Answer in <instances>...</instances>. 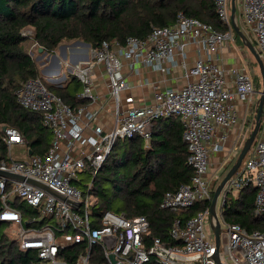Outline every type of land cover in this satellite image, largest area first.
I'll return each instance as SVG.
<instances>
[{
    "label": "built area",
    "instance_id": "obj_1",
    "mask_svg": "<svg viewBox=\"0 0 264 264\" xmlns=\"http://www.w3.org/2000/svg\"><path fill=\"white\" fill-rule=\"evenodd\" d=\"M229 5L230 0H214L216 16L229 26L227 33L178 13L172 25L152 27L145 39L129 37L124 46L103 42L98 49H89L87 60L74 65L70 74L82 85L79 97L89 101L99 98L92 90L97 69L106 77V103L112 118L109 129L94 124L97 113L85 107L74 111L47 89V84H54L50 80L56 72L28 80L16 91L18 103L39 113L41 125L51 132L49 148L43 154L28 155L25 137L13 128L2 129L8 154L7 160L0 159V171L25 180L0 178V222L16 228L14 237L21 250L35 252L42 264H147L150 260L156 264H215L214 236L204 231L209 207L185 221L174 219L170 237L181 245L168 246L153 239L147 248L146 218L128 219L110 211L92 216V197L84 195L77 183L85 172L94 177L117 141L137 137L147 144L155 121L180 117L188 151L186 163L193 175L189 183L165 193L160 208L178 215L197 203L210 202V193L218 181L216 171H209L210 156L223 151L230 128L244 126L254 95L247 70L225 71L212 58L232 36ZM236 12L264 65V0H241ZM22 35H33V29L22 31ZM183 41L199 46L206 57L199 56L187 67ZM175 53L181 60L179 66L186 84L180 89L155 90L151 103L134 105V99L126 95L122 60L131 69L133 63L141 62L167 73L177 64ZM237 104L243 108L242 118L235 112ZM13 146L25 148V159L12 158ZM224 163H230L228 158L217 167ZM26 180L44 185L54 194ZM248 184L256 189V212L264 215V106L254 143L222 190L221 207L226 192L238 191ZM14 199L22 201L30 212L25 223L21 213L11 207ZM218 218L220 262L264 264V229L247 232L238 225L225 224L219 215Z\"/></svg>",
    "mask_w": 264,
    "mask_h": 264
},
{
    "label": "trees",
    "instance_id": "obj_2",
    "mask_svg": "<svg viewBox=\"0 0 264 264\" xmlns=\"http://www.w3.org/2000/svg\"><path fill=\"white\" fill-rule=\"evenodd\" d=\"M178 13L220 33L229 32V26L216 16L214 0H0V159L7 160L8 154L4 127L25 137L32 154H43L51 142V132L41 125L39 113L23 108L15 94L26 81L41 79L39 68L25 48L27 41L31 39L49 54L65 41L83 42L93 50L103 42L124 46L129 37L145 39L152 27L172 25ZM26 29H33L32 37L22 35ZM47 89L74 111L88 103L79 97L82 85L74 78L61 86L47 84ZM256 108L255 102L246 123L248 130L252 129ZM172 118L153 123L147 144L137 137L117 141L94 177L85 172L77 183L84 195L92 197V216L110 211L128 219L146 218L147 248L153 239L168 246L181 245L170 237L174 219L185 221L209 207V202L197 203L178 215L160 208L164 194L189 183L193 175L186 163L183 127ZM255 195L252 184L226 192L220 211L222 221L247 232L262 231L264 215L256 212ZM11 207L21 213L25 223L30 216L25 204L14 199ZM8 226L0 222V264H42L35 252L21 250L17 241L8 238L4 232ZM147 264L156 263L150 260Z\"/></svg>",
    "mask_w": 264,
    "mask_h": 264
},
{
    "label": "crops",
    "instance_id": "obj_3",
    "mask_svg": "<svg viewBox=\"0 0 264 264\" xmlns=\"http://www.w3.org/2000/svg\"><path fill=\"white\" fill-rule=\"evenodd\" d=\"M240 2L241 0H236L235 4H239ZM229 13H230V5H229ZM235 17H236V23L237 22L239 23V24L237 23V25L239 26L240 30L245 34L246 27L241 21L237 19V12ZM183 42L185 43L184 46L185 59L183 61L185 62L187 67H191L194 61L199 56L206 57L205 51L199 48V46H196L194 44L185 41ZM71 45L74 47L76 46L84 47L85 50L83 51L79 48H77L76 50L72 49L71 51L74 54L68 56L69 54L66 50V46H63V48L61 50L59 49V51H61L60 57H61V61H64V64H62L61 61L59 60L60 62L59 68L56 66L55 61H53L52 59L51 60L48 59L50 55H48L47 53L42 54L41 58L45 56L44 61L40 65L42 67L41 71L43 75H48L51 72L59 73L61 69V65H64L65 70L69 73L68 80L73 78L70 74L71 67L79 62H83L87 60L88 51L90 47L86 48L85 46L77 45L74 43ZM50 54L56 55L53 53ZM66 57L68 58L67 60ZM212 58L225 71H228L231 68L247 70V67L243 64V60L239 56V53L236 52V50L233 49L230 45L228 46V44L226 43H224L221 46V49L218 52V54L216 56H213ZM174 59L176 60L177 64L174 67L170 68V71L167 73H160L158 71H155L151 67L141 62L133 63V69H131L129 63L127 61L122 60V64H123L122 73L128 85L126 95H130L134 99L133 102L134 105H144V104L147 105L151 103L152 94L155 90H163L168 88L180 89L186 84L187 80L184 72L180 69L179 62L181 60L177 53H175ZM70 64L71 66H69ZM97 72L98 75H96V77L93 80L92 90L94 94L98 95L99 98H97L96 101L88 100V103L85 106V108L87 111L97 113L96 120L94 121L95 125H100L105 129H109L112 127V118L109 110L110 105L106 103V97L108 95L106 77L103 75V73H101L100 69H97ZM68 80L64 76V79L60 81L59 84L58 82L56 84L57 86H61L64 85ZM235 112L238 118H242L243 108L239 104L236 105ZM250 114L251 111L250 113L247 114L246 122L242 128H240V126L238 125L230 128V130L228 131V139L224 144L223 151L220 153L211 154L210 170H209L210 173L217 171L221 168V167L220 168L217 167L218 163H220L221 161L223 162L225 159L229 158V156H231L232 154H235V156L238 155L241 149V144H243L245 140V134L247 132V129L245 130V128L247 127L246 123ZM14 147L19 148L21 146H14ZM12 158L15 159L14 157ZM23 159H25V156L23 157Z\"/></svg>",
    "mask_w": 264,
    "mask_h": 264
},
{
    "label": "water",
    "instance_id": "obj_4",
    "mask_svg": "<svg viewBox=\"0 0 264 264\" xmlns=\"http://www.w3.org/2000/svg\"><path fill=\"white\" fill-rule=\"evenodd\" d=\"M236 0H230V25L231 28L234 32V34L239 38L241 44L248 50V52L252 55L255 63L258 66L259 73H260V78H261V91L258 93L259 98L257 100V108L255 111V119L254 123L252 126V130L249 134V136L244 140L242 147L237 155V158L235 162L232 164V166L229 168V170L226 172L225 176L221 179L219 184L215 187L213 191V195L211 197V200L209 202V223L211 227L212 234L214 236V241H215V255H214V263L215 264H222L219 260L218 257V250H219V245H220V223H219V218L218 215L216 214L215 207L217 203V199L220 197L222 190L227 183V181L238 171L240 168L244 158L250 151L254 140L259 132L260 129V124H261V116L263 112V106H264V65L262 60L259 57V54L257 53L256 49L252 45L251 41L247 38V36L240 30L239 26L236 23ZM74 44L85 46L86 48H89V44L75 41ZM60 50L63 48V46L58 47ZM38 53L45 54V52H42V49L38 50ZM51 58L53 61H55L56 66L59 68L60 67V62L57 58L56 55H51ZM52 85H57V84H52ZM28 155H31V151H28ZM0 178H5V179H14V180H20L23 181L22 177L15 176L6 172L0 171ZM26 182L31 183L49 193L54 194L51 190H49L47 187L44 185H41L39 183H36L31 180H26Z\"/></svg>",
    "mask_w": 264,
    "mask_h": 264
},
{
    "label": "rangeland",
    "instance_id": "obj_5",
    "mask_svg": "<svg viewBox=\"0 0 264 264\" xmlns=\"http://www.w3.org/2000/svg\"><path fill=\"white\" fill-rule=\"evenodd\" d=\"M238 23V22H237ZM239 24V23H238ZM29 37H32L33 35H28ZM248 38V37H247ZM249 39V38H248ZM250 40V39H249ZM75 43V41H68V42H63L61 43L59 46H66V50L68 52V56H70L71 54L73 55L74 53H72V49H81V50H85L84 47H80V46H72L71 44ZM224 43L228 44V46L230 45L233 49L236 50V52L239 53V56L241 57V59L243 60V64L247 67V72L248 74L250 75L251 79H252V82H253V87H254V95H253V101L250 103V108H251V111L254 109V105H255V102L257 103V100L259 98V92L261 91V78H260V73H259V69H258V66L257 64L255 63L252 55L248 52V50L241 44L239 38L237 36H235V34H233L231 36L230 39H228L227 41H225ZM58 46V47H59ZM25 48L26 50L28 51L29 55L32 57L35 65L39 68V71L41 73V77L44 78V75L42 73V67L40 66L41 63L44 61L45 59V56L41 58L42 54L41 53H38V50L40 48H38L37 44L34 43L31 39L29 41H27L26 45H25ZM60 53L61 51H59V48H57L53 54H56L58 56V60L61 61V57H60ZM48 55L51 56V54L47 53ZM48 57V59H52L51 57ZM68 58L66 57V60ZM62 64H64V61H61ZM71 66V64L69 65ZM74 66L71 67V69L73 68ZM55 74H58L57 76L58 77H61V76H65L66 79L68 80L69 79V73L65 70V67L64 65H61V69L59 71V73H55ZM57 83V82H56ZM54 83V84H56ZM60 83V81L58 82V84ZM260 87V88H258ZM180 120V117H176V118H172V121L173 122H178ZM253 126V125H252ZM249 128V127H248ZM247 129V127L245 128V130ZM251 128L248 130L247 129V132L245 134V139L249 136L250 132H251ZM10 154L12 157H14L15 159H18V160H21L23 159L24 156H26V153L24 151V148L23 147H11L10 148ZM237 156H235V154H232L231 156H229L228 158V161L230 162L229 164H223L225 166L221 167L219 170H217L216 174H217V177H218V181L216 182L217 185L219 184V182L221 181V179L225 176L226 172L229 170V168L232 166L231 164H233L236 160ZM216 185V186H217ZM215 186V187H216ZM215 189V188H214ZM19 203H21L22 201L18 200ZM215 211H216V214L220 216V211H221V198L219 197L217 199V203H216V207H215ZM15 229L12 225H9L5 230V234L8 236L9 239L11 240H15V237H14V233H15ZM204 231L205 233L208 235V234H212V231H211V227H210V223H209V219H205L204 220Z\"/></svg>",
    "mask_w": 264,
    "mask_h": 264
},
{
    "label": "bare ground",
    "instance_id": "obj_6",
    "mask_svg": "<svg viewBox=\"0 0 264 264\" xmlns=\"http://www.w3.org/2000/svg\"><path fill=\"white\" fill-rule=\"evenodd\" d=\"M51 77H52L51 80H50L51 83H56V82L62 81V79H63L61 77H57V74H54Z\"/></svg>",
    "mask_w": 264,
    "mask_h": 264
}]
</instances>
